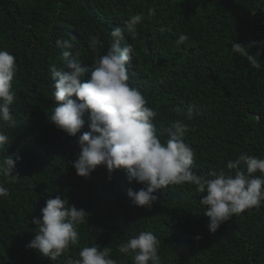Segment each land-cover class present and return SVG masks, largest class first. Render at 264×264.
Returning a JSON list of instances; mask_svg holds the SVG:
<instances>
[{"label":"trees","instance_id":"16d2710c","mask_svg":"<svg viewBox=\"0 0 264 264\" xmlns=\"http://www.w3.org/2000/svg\"><path fill=\"white\" fill-rule=\"evenodd\" d=\"M136 15L142 21L135 38H126L136 50L128 83L157 113L158 138L167 140L174 121L187 124L192 170L202 176L234 171L227 162L242 153L264 158V46L253 43L264 41V0H0V50L19 68L10 107L15 125L0 121L11 141L0 159L11 156L19 173L15 183L0 178L9 192L0 198V264H67L86 246L109 247L117 264H133V255L118 249L140 232L159 239L160 264H264V204L212 233L195 185L159 189L148 208L128 195L145 185L129 183L123 170L110 174L101 165L90 178L77 175L78 136L90 129L86 123L72 137L48 118L55 107L50 67L67 70L70 59L56 40H69L81 64L92 65L106 54L112 29ZM181 34L186 45H177ZM94 36L103 42L95 52ZM236 42L252 45L260 69L232 52ZM56 196L87 213L77 226L79 244L52 261L26 245L38 230L32 218Z\"/></svg>","mask_w":264,"mask_h":264},{"label":"clouds","instance_id":"9594fccd","mask_svg":"<svg viewBox=\"0 0 264 264\" xmlns=\"http://www.w3.org/2000/svg\"><path fill=\"white\" fill-rule=\"evenodd\" d=\"M140 15L132 17L124 28L116 26L110 35L112 42L106 54L92 65H82L79 53H73L69 40H56L57 47L67 49L70 57L66 69L50 67L55 81V107L48 115L58 129L77 137L87 123L90 131L78 136L79 153L72 162L77 175L90 178L92 172L106 165L109 173L123 170L129 183L145 185L138 191L129 189L128 195L137 206L151 208L158 200L157 190L169 185H195L203 194L200 203L210 218L208 228L215 233L222 223L246 209L264 204V158L242 153L235 161L227 162V169L211 170L207 175L193 172L195 153L184 140L189 126L177 120L171 125L169 137L161 141L157 136L153 119L157 113L148 106L144 95L130 86L127 65L136 55L127 37L135 38ZM189 37L181 34L177 45H186ZM264 46V41L253 42ZM103 47L99 36L90 41L93 52ZM252 45L234 43L232 52L246 58L256 69L261 63L251 55ZM16 57L7 50H0V121L15 125L10 107L15 103L13 80L18 72ZM88 75L87 79L84 77ZM75 97V99H74ZM87 115V119L85 116ZM191 119V113L188 114ZM9 136L0 130V153L7 151ZM11 156L0 159V178L15 183L19 173ZM259 171L261 175L254 174ZM111 178V177H109ZM9 195L4 183H0V198ZM41 217H33L38 229L35 237L26 245L43 257L57 260L80 242L77 226L86 222V211L56 196L46 201ZM159 239L151 232H140L119 246L118 251L133 255V264H160ZM67 264H117L109 247L86 246L80 249L79 259H69Z\"/></svg>","mask_w":264,"mask_h":264}]
</instances>
